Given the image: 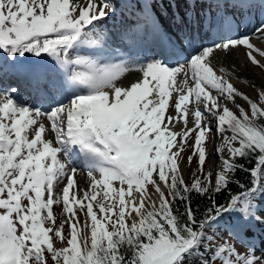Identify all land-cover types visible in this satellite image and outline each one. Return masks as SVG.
<instances>
[{"label":"snow or ice","instance_id":"6c2138e0","mask_svg":"<svg viewBox=\"0 0 264 264\" xmlns=\"http://www.w3.org/2000/svg\"><path fill=\"white\" fill-rule=\"evenodd\" d=\"M262 42L264 0H0V264H264Z\"/></svg>","mask_w":264,"mask_h":264},{"label":"bare ground","instance_id":"6f19581e","mask_svg":"<svg viewBox=\"0 0 264 264\" xmlns=\"http://www.w3.org/2000/svg\"><path fill=\"white\" fill-rule=\"evenodd\" d=\"M264 43V42H262ZM243 53L241 52H237L234 54L233 57L231 58H225L224 56H220L219 59L226 60V59H231L232 61L238 63V64H242L243 63ZM243 71L246 73V77L247 79H250L252 81H254L257 85H259V83L264 80V70L257 67V68H252V67H248L243 69ZM237 83L241 86L242 89H246L248 90L250 93H254V90L246 83L245 80H239L237 81ZM255 94V93H254ZM209 147H211V145H209Z\"/></svg>","mask_w":264,"mask_h":264},{"label":"rangeland","instance_id":"374dc122","mask_svg":"<svg viewBox=\"0 0 264 264\" xmlns=\"http://www.w3.org/2000/svg\"><path fill=\"white\" fill-rule=\"evenodd\" d=\"M263 70H264V69H263ZM192 171H193V169H188V168L186 167V168H185V173H184V174H185L187 177H190L191 174H192ZM54 211L57 212V213H59L60 209H57V208L54 207Z\"/></svg>","mask_w":264,"mask_h":264}]
</instances>
